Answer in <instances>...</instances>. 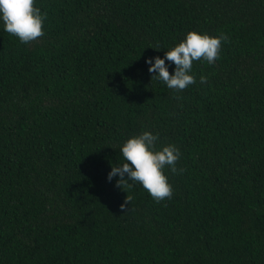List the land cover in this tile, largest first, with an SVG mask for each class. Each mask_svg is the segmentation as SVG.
<instances>
[{
    "label": "trees",
    "instance_id": "obj_1",
    "mask_svg": "<svg viewBox=\"0 0 264 264\" xmlns=\"http://www.w3.org/2000/svg\"><path fill=\"white\" fill-rule=\"evenodd\" d=\"M35 5L31 43L0 20V264H264V0ZM190 31L227 37L216 62L152 81ZM145 131L180 152L160 202L108 180Z\"/></svg>",
    "mask_w": 264,
    "mask_h": 264
},
{
    "label": "clouds",
    "instance_id": "obj_2",
    "mask_svg": "<svg viewBox=\"0 0 264 264\" xmlns=\"http://www.w3.org/2000/svg\"><path fill=\"white\" fill-rule=\"evenodd\" d=\"M46 13L42 14L36 7L35 0H0V20L3 21L4 31L19 38L21 43H31L44 35L43 24ZM226 36H210L197 31H190L185 39L175 47L166 51L161 58L156 56L148 58L152 81L159 80L169 89L182 91L196 82L191 74L194 61H206L214 64L220 56L222 41ZM159 50V46L152 47ZM165 61L175 65L174 73H170ZM201 82H206L207 77L201 76ZM158 135L145 131L138 136L126 140L121 146L124 163L113 166L108 174L111 181L117 175L116 186L127 191L133 184H140L156 201L170 199L173 195L172 185L168 182L164 169L171 168L172 173H177L176 162L180 152L175 145H167L162 149L156 148ZM183 172L184 169H179ZM132 183H129V182ZM132 196L127 195L124 203L120 205L122 211H127V205L132 202Z\"/></svg>",
    "mask_w": 264,
    "mask_h": 264
}]
</instances>
